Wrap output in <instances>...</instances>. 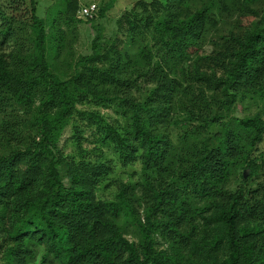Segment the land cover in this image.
<instances>
[{
    "label": "trees",
    "instance_id": "obj_1",
    "mask_svg": "<svg viewBox=\"0 0 264 264\" xmlns=\"http://www.w3.org/2000/svg\"><path fill=\"white\" fill-rule=\"evenodd\" d=\"M56 2L0 0V264H264V0H138L68 74Z\"/></svg>",
    "mask_w": 264,
    "mask_h": 264
},
{
    "label": "rangeland",
    "instance_id": "obj_2",
    "mask_svg": "<svg viewBox=\"0 0 264 264\" xmlns=\"http://www.w3.org/2000/svg\"><path fill=\"white\" fill-rule=\"evenodd\" d=\"M79 9L77 12L78 17L83 19V23H73L69 27L62 23L63 39L67 43L66 49L58 56L56 64L58 70L63 74L69 73V66L73 59L77 56L90 53L91 42L95 36L100 35L102 40L111 39L116 30V20L125 11L130 10L136 1L138 0H78ZM149 1V0H144ZM110 2L112 4L110 5ZM92 4L96 5V10L91 16H85L81 13L83 7H88ZM106 5H109L107 11L102 17H99V11H101ZM55 6H57L56 0H38V15L42 18H49L54 14ZM85 21V22H84ZM112 117H117V114L112 109L102 110ZM92 128H85L83 130L84 141L82 146L85 149H91L93 144L90 143V133ZM72 131L70 127L65 129V132L60 141V147L64 149V153H73L75 146L68 143L71 137ZM264 149V143H263ZM103 154L113 164L114 173L112 174V181L108 189L99 190V195L104 198H112L116 191L117 184L120 182L136 181L139 176V164L123 168L116 157L112 154V149L103 148ZM132 238L131 234H129Z\"/></svg>",
    "mask_w": 264,
    "mask_h": 264
},
{
    "label": "built area",
    "instance_id": "obj_3",
    "mask_svg": "<svg viewBox=\"0 0 264 264\" xmlns=\"http://www.w3.org/2000/svg\"><path fill=\"white\" fill-rule=\"evenodd\" d=\"M96 10V5L92 4L88 7H83L81 9V13L84 14L85 16H91Z\"/></svg>",
    "mask_w": 264,
    "mask_h": 264
},
{
    "label": "water",
    "instance_id": "obj_4",
    "mask_svg": "<svg viewBox=\"0 0 264 264\" xmlns=\"http://www.w3.org/2000/svg\"><path fill=\"white\" fill-rule=\"evenodd\" d=\"M247 174H248V170L245 169L244 172H243V175H244L245 178L247 177Z\"/></svg>",
    "mask_w": 264,
    "mask_h": 264
}]
</instances>
